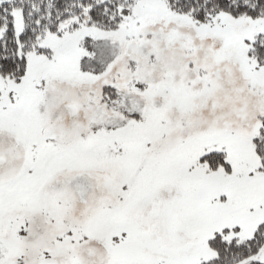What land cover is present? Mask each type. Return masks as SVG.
I'll use <instances>...</instances> for the list:
<instances>
[{
    "label": "snow or ice",
    "instance_id": "snow-or-ice-1",
    "mask_svg": "<svg viewBox=\"0 0 264 264\" xmlns=\"http://www.w3.org/2000/svg\"><path fill=\"white\" fill-rule=\"evenodd\" d=\"M0 264H264V0H0Z\"/></svg>",
    "mask_w": 264,
    "mask_h": 264
}]
</instances>
